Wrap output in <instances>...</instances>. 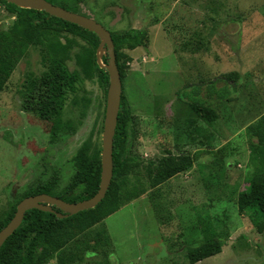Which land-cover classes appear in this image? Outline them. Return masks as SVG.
<instances>
[{
    "label": "rangeland",
    "instance_id": "rangeland-1",
    "mask_svg": "<svg viewBox=\"0 0 264 264\" xmlns=\"http://www.w3.org/2000/svg\"><path fill=\"white\" fill-rule=\"evenodd\" d=\"M80 7L110 32L149 31L147 48L126 52L132 61L124 92L139 120L133 152L146 161L168 151L200 155L191 171L104 221L114 247L109 261L88 253L79 264H191L188 251L202 243L206 220L224 227L229 239L220 254L196 264H264V233L237 207L238 195L249 190L245 129L264 116V0H84ZM14 19L0 4V30ZM58 37L90 48L67 33ZM68 66L75 68L73 59ZM49 68L41 48L32 45L0 94V219L10 213L14 195L50 181L55 170L59 188L67 186L72 159L85 141L92 140L93 153L102 149L106 96L96 72L84 82L93 100L86 110L73 104L78 90L64 101L59 119L73 125L72 132L54 131L59 119L23 110L24 81ZM231 72L240 76L237 92L218 105L219 117L208 126L189 110L183 93L201 85L204 97L206 84ZM197 126L203 134L194 131Z\"/></svg>",
    "mask_w": 264,
    "mask_h": 264
},
{
    "label": "trees",
    "instance_id": "trees-1",
    "mask_svg": "<svg viewBox=\"0 0 264 264\" xmlns=\"http://www.w3.org/2000/svg\"><path fill=\"white\" fill-rule=\"evenodd\" d=\"M70 12L81 14L84 0H46ZM5 10L15 17L12 26L0 30V94L32 45L41 48L44 61L50 63L49 70L39 77L28 76L20 90L22 108L38 114L43 120L59 119L66 97L77 93L73 104L86 110L93 102L86 97L84 82L96 72L105 96L109 87V74L97 61L100 38L80 26L58 19L45 11L19 8L0 0ZM82 15V14H81ZM59 33H67L83 41L90 48L80 47L75 41L63 42ZM114 43L116 63L123 82L121 107L118 116L113 149V177L104 199L95 207L75 215H67L53 207L58 213L67 215L60 219L55 214L40 210L25 213L20 227L0 249V264H79L88 253L103 257L106 261L114 251L113 242L104 221L122 207L139 199L153 189H158L170 179L189 172L196 165L200 150L193 153L174 155L171 151L158 160H143L133 152L138 138L139 120L125 96L124 80L132 58L126 53L138 48H147L149 31L129 28L110 32ZM73 57V58H72ZM75 62V68L68 66ZM108 63V55L102 57ZM238 72H231L206 84V95L201 85L183 95L188 99L189 110L204 124L211 126L218 119V105L233 101L237 92ZM80 82L81 85H77ZM219 84H223L218 87ZM83 94L80 95L78 92ZM182 93L179 91L178 95ZM69 97V96H68ZM216 97V99H215ZM59 119L58 125L61 123ZM192 120L191 123H195ZM72 132L74 126L61 123L54 131ZM203 134L202 127L194 130ZM250 150L249 190L238 195L239 212L248 213L259 233H264V116L245 129ZM101 152L93 153L91 139L85 141L72 159L74 175L70 183L59 188V172L55 170L50 181L38 183L24 192L14 195L11 211L0 219V232L15 216L18 204L25 198L40 194L59 198L67 203H78L94 197L101 183ZM210 153V152H208ZM228 168L227 164H224ZM155 197L154 194H150ZM202 243L188 251L187 258L196 264L221 253L229 239V233L222 226L213 227L211 220L203 222ZM96 228V230H92ZM181 239V238H180Z\"/></svg>",
    "mask_w": 264,
    "mask_h": 264
},
{
    "label": "water",
    "instance_id": "water-1",
    "mask_svg": "<svg viewBox=\"0 0 264 264\" xmlns=\"http://www.w3.org/2000/svg\"><path fill=\"white\" fill-rule=\"evenodd\" d=\"M3 1L23 9L45 11L51 16L75 24L96 34L101 40L100 47L97 50V61L100 67L108 72L110 80L106 96V110L101 152L102 173L98 193L89 200L72 204L47 194H40L23 199L18 204L17 211L13 219L0 232V249L6 240L20 227L24 220L25 213L30 210L36 209L43 212H50L62 219L67 215H75L81 211L95 208L104 199L113 177L114 137L116 134V127L123 93V82L116 63L114 43L111 33L99 22L87 16L73 13L59 6H55L46 0ZM101 51L108 55V63L106 65L101 62L102 57L105 55H101ZM53 207L61 210L67 215L58 213L53 209Z\"/></svg>",
    "mask_w": 264,
    "mask_h": 264
}]
</instances>
